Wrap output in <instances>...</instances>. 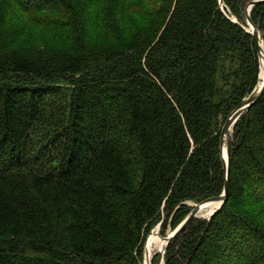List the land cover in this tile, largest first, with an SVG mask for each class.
I'll return each mask as SVG.
<instances>
[{
	"label": "trees",
	"instance_id": "obj_1",
	"mask_svg": "<svg viewBox=\"0 0 264 264\" xmlns=\"http://www.w3.org/2000/svg\"><path fill=\"white\" fill-rule=\"evenodd\" d=\"M252 1L0 0V264H144L154 227L223 193V126L260 83ZM251 19L264 45V1ZM230 169L164 264H264V96Z\"/></svg>",
	"mask_w": 264,
	"mask_h": 264
},
{
	"label": "water",
	"instance_id": "obj_2",
	"mask_svg": "<svg viewBox=\"0 0 264 264\" xmlns=\"http://www.w3.org/2000/svg\"><path fill=\"white\" fill-rule=\"evenodd\" d=\"M264 0H254L252 1L246 11V17L248 21V25L252 26L251 30L243 27L241 24L236 22L235 19H232L236 22L239 26L243 27L248 33H250L255 41L259 57L261 58V63H264V45L261 41V35L258 28L253 24L251 19V11L253 7L263 2ZM221 7L224 6V0H220ZM262 69V68H261ZM258 85V87L250 94L247 98L243 100V102L238 106L236 110L233 111L231 116L225 122L222 132H221V151H222V162H223V169L225 173V184H224V191L223 193L214 198H210L201 204H197L194 206L191 213L188 217L184 220V222L180 225L178 230H176L173 234L162 237V240L166 242V246L163 251L160 252L157 264H164V255L166 250L173 239H175L180 233H182L189 225L196 219H206L211 220L223 207L225 202L229 196V188H230V167H231V153L233 151V137L235 127L237 126L238 122L249 112L251 107L264 96V83L262 86ZM219 204L218 207L208 216L203 217L201 216V212L206 210L207 208L211 207L212 205ZM148 259H150V253L148 250L145 252V264H149Z\"/></svg>",
	"mask_w": 264,
	"mask_h": 264
},
{
	"label": "bare ground",
	"instance_id": "obj_3",
	"mask_svg": "<svg viewBox=\"0 0 264 264\" xmlns=\"http://www.w3.org/2000/svg\"><path fill=\"white\" fill-rule=\"evenodd\" d=\"M247 23H248V21H247ZM247 27H248L247 28L248 30L252 29L251 25H247ZM263 83H264V63L262 65V69H261L260 86H262ZM218 205L219 204H215V205H212L211 207L207 208L206 210H203L201 212V216L208 217L218 207ZM165 246H166V242H164L162 239H160V237L158 235L153 234V235H151V237L148 240L147 250H148V252H150V254L155 248H157L161 252V250H163ZM148 261H149V264L152 263V261H153L152 254L150 256V259H148Z\"/></svg>",
	"mask_w": 264,
	"mask_h": 264
},
{
	"label": "rangeland",
	"instance_id": "obj_4",
	"mask_svg": "<svg viewBox=\"0 0 264 264\" xmlns=\"http://www.w3.org/2000/svg\"><path fill=\"white\" fill-rule=\"evenodd\" d=\"M247 25H248V23L246 24L245 23V26H243V27H245V28H248L247 27ZM157 57V56H156ZM261 75V74H260ZM259 85H260V83H259ZM38 138L39 137H37V136H35V140H38ZM193 207L195 206L194 204H191ZM167 219H169V217H167ZM183 223V222H182ZM180 225L181 224H179L177 227H173L172 226V223H169V224H167V225H163V226H160V224L159 225H157L156 227H154V229L152 230V232H151V234H150V236L148 237V239H147V242H146V245H145V252L147 251V243H148V240H149V238L151 237V235H153V234H156V235H158L159 237H160V239H162V237L163 236H161V231H162V229L164 228L165 230V233L167 234V236H169V235H171V234H173L176 230H178V228L180 227ZM161 227V228H160ZM167 236H165V237H167ZM165 248V247H164ZM157 248H155L152 252H151V254H152V258L154 259L156 256H159L160 255V250H158ZM164 250V249H163ZM163 250H161V251H163ZM150 253V252H149ZM151 254H150V256H151ZM154 256V257H153ZM159 258V257H158ZM158 261V260H157ZM153 262V261H152ZM144 264H145V255H144ZM152 264V263H151ZM157 264V263H156Z\"/></svg>",
	"mask_w": 264,
	"mask_h": 264
},
{
	"label": "flooded vegetation",
	"instance_id": "obj_5",
	"mask_svg": "<svg viewBox=\"0 0 264 264\" xmlns=\"http://www.w3.org/2000/svg\"><path fill=\"white\" fill-rule=\"evenodd\" d=\"M220 5H221V2H220ZM252 12V11H251Z\"/></svg>",
	"mask_w": 264,
	"mask_h": 264
}]
</instances>
